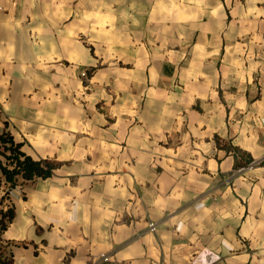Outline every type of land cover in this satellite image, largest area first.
<instances>
[{
    "label": "crops",
    "instance_id": "1",
    "mask_svg": "<svg viewBox=\"0 0 264 264\" xmlns=\"http://www.w3.org/2000/svg\"><path fill=\"white\" fill-rule=\"evenodd\" d=\"M6 211L0 264H264V0H0Z\"/></svg>",
    "mask_w": 264,
    "mask_h": 264
},
{
    "label": "trees",
    "instance_id": "2",
    "mask_svg": "<svg viewBox=\"0 0 264 264\" xmlns=\"http://www.w3.org/2000/svg\"><path fill=\"white\" fill-rule=\"evenodd\" d=\"M4 141L8 144L6 147L9 151V154L6 155L7 160L12 164V168H7L6 165L2 166L7 177L11 178L12 175L17 172H22L23 176L26 178H31L36 175L47 176L50 174L51 169L53 168V163L47 160H32L18 150V144H15L8 135L4 137ZM10 217V211L2 212L0 217V228L4 227L6 223L5 220Z\"/></svg>",
    "mask_w": 264,
    "mask_h": 264
},
{
    "label": "built area",
    "instance_id": "3",
    "mask_svg": "<svg viewBox=\"0 0 264 264\" xmlns=\"http://www.w3.org/2000/svg\"><path fill=\"white\" fill-rule=\"evenodd\" d=\"M242 168H239L240 171ZM149 228L151 230L155 229L154 222H149ZM98 259L100 262H103L104 264H117L115 261H113L108 253H100L98 256Z\"/></svg>",
    "mask_w": 264,
    "mask_h": 264
}]
</instances>
